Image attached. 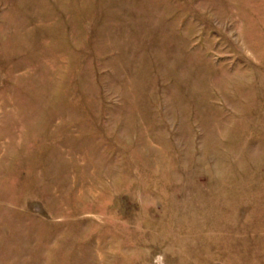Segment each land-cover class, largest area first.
<instances>
[{
    "label": "rangeland",
    "instance_id": "374dc122",
    "mask_svg": "<svg viewBox=\"0 0 264 264\" xmlns=\"http://www.w3.org/2000/svg\"><path fill=\"white\" fill-rule=\"evenodd\" d=\"M0 264H264V0H0Z\"/></svg>",
    "mask_w": 264,
    "mask_h": 264
}]
</instances>
